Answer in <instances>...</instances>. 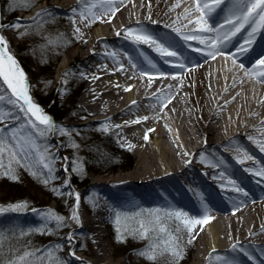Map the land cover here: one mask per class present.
I'll return each mask as SVG.
<instances>
[{
  "label": "bare ground",
  "instance_id": "6f19581e",
  "mask_svg": "<svg viewBox=\"0 0 264 264\" xmlns=\"http://www.w3.org/2000/svg\"><path fill=\"white\" fill-rule=\"evenodd\" d=\"M38 1H43L45 6L35 8L34 13L47 9L51 16L46 15L41 21L37 22L38 18L32 22L36 30L30 45L39 52L40 57H45V63L50 65L64 54L55 68L57 82H60V78L66 73L80 77L82 81L87 80L82 98L85 107L82 110L83 114L90 116L89 121H95L97 125L117 131L119 143L130 149L137 157L130 175L106 180V182L117 181L114 184L115 190L108 192L105 190L108 193L107 198L114 202L112 198L114 196L147 197L152 196L153 191L158 188L162 190L164 187L168 199L177 204L182 211L187 212L190 217H200L204 206L207 205L209 210L207 214L212 218L202 226L203 231H199L201 226H195L198 235L190 244H193L195 254L192 262L189 263L210 264L207 258L215 248L221 256L235 257L239 264H262L264 232L261 228L264 226V197L252 188L251 181L247 178L249 175H254L250 172L241 173L243 172L241 166L250 168L260 165L246 161L244 164L232 165L234 169L229 172L212 158L217 153L215 151L217 145H223L226 154L234 158H237V153L233 150L235 146L246 149L251 155L257 154L253 142L248 137L256 138L264 135V83L257 84L255 81L260 82L258 70L262 66L255 64V72L253 71L254 62L264 54L263 30L259 29L254 34V36L259 35V40L254 45H245L248 47L246 54L251 57L249 64L241 62L235 53H231L232 47L222 46L225 55H217L215 59L206 55L199 60L198 56L201 52L196 51L192 52L190 59L188 57L190 54L184 48L178 63L169 60L170 63H164V66L158 65L153 69L147 61L153 62L161 55L154 47L136 44L133 40L126 39L124 30L142 27L146 33L157 38L165 46L171 44L180 48L182 43L179 39L182 36L173 29L179 28L184 33L192 30L185 29L183 26L187 24V20H178V17H182L185 9L192 8L193 0H124L123 4H119V0H116L119 11L110 22L97 21V24L94 22L90 27H84L78 18L76 25L72 23V9L79 7L78 0H35L34 5L27 10L22 6H16L14 9L17 12L30 13L29 10ZM177 4L179 6L174 7ZM224 7L225 5H221V9ZM57 8L70 13H61ZM15 10L10 14H16ZM198 15L196 13L192 18ZM103 20L107 21L108 17H103ZM209 22L214 23L213 19ZM75 27H80L82 35L74 32ZM190 27L196 29L199 26ZM6 29L4 27L2 29L4 31H0V34L7 40L10 35ZM248 31L250 28L242 30L234 39L237 38V42L243 44L247 39ZM200 35L214 38L216 33ZM23 36L22 33L20 44L24 42V38H21ZM58 37L64 38L63 46L48 42L56 41ZM192 45L200 44L193 40ZM70 50L72 51L69 52ZM8 51L12 54L10 50ZM256 52L257 55H253ZM111 53L115 55H110ZM233 59L236 60L235 65L232 63ZM181 62L186 65L184 69L175 66ZM75 63L80 66L78 70L71 72V67ZM133 63L137 64L138 68H133ZM241 63L244 69L239 67ZM18 65L27 77L19 62ZM141 70L151 75V84L148 76L141 75ZM173 75L177 78L172 79ZM27 82L29 84L28 77ZM129 86L131 90L125 91L124 89ZM3 88H6V85L0 82V89ZM156 97H160L161 101L165 97H170V102L166 107H162ZM43 111L48 115L44 109ZM76 112L80 113L78 110ZM143 117L148 119H140L139 123H125ZM149 129L154 131H148ZM192 131L196 137H193ZM146 133L149 137L147 141L144 139ZM172 134H175V137ZM203 141L206 143L201 144ZM84 143L88 147L91 140H84ZM129 145L132 147L129 148ZM255 157H258L257 161L264 163L263 156L255 155ZM187 161L190 163H186ZM214 164H219V167L209 166ZM198 165L203 177L193 168ZM220 168H223L226 175L234 179L239 187H244L249 195L245 197L242 193L231 190L230 186L222 187L226 181L213 178L218 177ZM186 171L191 172L192 180L189 175L184 177L185 181L179 178V174ZM234 175L244 179L246 183L243 185ZM256 179L260 178L256 177ZM181 182L188 183L189 191ZM96 185L103 186V183ZM203 185L207 189L204 195L200 196L195 187ZM259 186L264 187L262 184ZM190 195L196 197V206L191 201ZM128 202L131 204L132 201ZM75 203L74 199L70 207V215ZM237 204H239L238 209ZM104 212L106 207L103 202H99L90 216L85 211L78 210L81 223L89 227L94 234L101 226ZM180 235L187 237L185 232ZM95 236L100 238L101 233ZM233 245H237L235 251ZM100 246L105 250L103 244ZM240 247L253 259L249 260L239 251ZM108 259L106 257L107 263ZM212 264H217L214 257Z\"/></svg>",
  "mask_w": 264,
  "mask_h": 264
},
{
  "label": "rangeland",
  "instance_id": "374dc122",
  "mask_svg": "<svg viewBox=\"0 0 264 264\" xmlns=\"http://www.w3.org/2000/svg\"><path fill=\"white\" fill-rule=\"evenodd\" d=\"M43 5L44 2H41L35 8H43L45 6ZM16 6L21 5L13 3V0H0V23L12 25L19 22L22 25L19 30L6 27L10 35L7 38L8 50L17 59L29 79L30 94L33 101L52 117L57 126L56 130L46 133L44 138L37 137V142L42 147L45 145L51 147L55 161L52 162V172L49 174L45 171V175L43 176L40 175V172L44 170L37 165L36 161L32 162V171L37 173L36 176L30 174L24 168L16 169L18 180H12L7 175H0V207L7 208L9 205L20 202H27L28 204L27 209L23 212L0 214V228L6 231L10 229L12 232L24 230L25 233L28 230H32L31 233L39 235L43 233L45 235L43 237L52 236V239L44 245L39 248L36 245L33 250L61 246L62 250H56L54 256L65 261L66 264H106V257L109 258L107 264H152V262L138 254L148 246L151 242L150 240L139 237L134 238L125 231L120 233L123 236V241L117 240L118 233L116 230L115 212L121 211L124 214L121 217L120 224L123 228L135 226V212H147L148 210L156 209L181 210V208L168 199L164 187H162V190L158 188L156 191H153L152 196L147 197L143 195L135 196L134 198L114 196L112 197L114 198V202L110 201V198H107V192L115 190L114 184L117 181L106 182V180L130 175L137 157L130 149L119 143L117 131L97 125L95 121L88 120L90 116L83 114L82 110L85 107L82 98L85 84L88 82L87 80L83 79L84 81H82L80 77L63 75L60 78V82H57L55 68L59 59L64 54L60 55L53 65L45 63V57H40L39 52L30 45L31 38L36 30L32 26L34 25V23L32 24L34 15H36L34 13L35 8L27 15L19 13L16 10L14 11L16 14H10ZM57 10L64 14L70 13L67 10H60L58 8ZM42 18H39L37 22L41 21ZM22 33L24 36L21 38H24V42L20 44ZM27 33L29 34L26 35ZM154 64L158 65V61H154ZM79 66L80 64L75 63L71 67V72L78 70ZM256 83L259 84L260 82ZM53 103L57 104L60 110L59 115H52L48 110L47 107ZM76 110L80 111V113L76 112ZM60 115L62 116L57 118ZM66 116L67 118H65ZM105 128L107 129L106 131L102 130ZM172 135L175 137V134ZM192 135L196 137L194 131H192ZM87 139L91 140L88 147L84 143V140L86 141ZM204 143L206 141H203L201 144ZM221 149L222 147L217 145L215 151L218 154L211 158L214 162L218 163L223 160L224 163L222 165L224 169L231 172L234 169L232 165L239 164L237 158L230 157V155L226 156L222 153ZM71 155L73 156L71 157ZM203 156L208 157L206 154H203ZM65 157L69 158L68 161L64 160ZM5 163L7 164V161ZM77 165H82L83 171L73 172L72 169ZM127 167L129 169H126ZM65 168H67V171H65ZM194 169L203 177L200 168ZM224 169L220 168L219 172L224 171ZM243 169L245 168L243 167ZM3 171V169H0V172ZM186 173L185 175L182 174V176L184 175L183 177L179 176L181 180L183 181L186 175H189L188 177L192 180L191 172L186 171ZM241 173L244 174V170ZM234 176L243 185L246 183L244 179L236 175ZM44 179H48L49 183L44 184ZM249 179H251L252 188L264 197V192L252 183V180L255 179L251 177ZM66 180L69 182L75 180L78 183H87L79 188L74 187L71 183L66 187ZM4 181L10 184L11 187H16L18 192L6 188ZM100 182L103 183V186L96 185V183ZM183 186L189 191L188 183L184 182ZM240 188L246 191L244 187L240 186ZM53 189L56 191H53ZM195 189L198 195L203 196L207 188L203 185L196 186ZM75 193H79L81 198L78 210L85 211L89 216L92 215L99 202L105 204L106 212L102 216L101 226L95 231V234L101 233L100 238L95 236L89 227H85L81 223V219L77 223L70 218L69 212L75 199ZM11 194L16 195L12 196ZM190 197L196 206V197L194 195H190ZM128 201H132L131 204ZM65 209L67 212L62 215L60 211ZM49 211L63 217V224L65 226L57 227L56 221L51 218L45 222L44 217ZM176 224H179L181 228L180 233L185 232L184 226L180 221H176ZM69 234H71V240L68 239ZM101 244L104 245L105 250L102 249ZM182 247L183 258L179 259L177 264H184L185 261H188L187 264H190L195 250L193 244H187L186 236L182 242ZM70 253H74V255H70ZM155 264H172V258L163 256Z\"/></svg>",
  "mask_w": 264,
  "mask_h": 264
},
{
  "label": "snow or ice",
  "instance_id": "6c2138e0",
  "mask_svg": "<svg viewBox=\"0 0 264 264\" xmlns=\"http://www.w3.org/2000/svg\"><path fill=\"white\" fill-rule=\"evenodd\" d=\"M124 0H119V4H123ZM13 3L23 6L26 10L34 5L35 0H13ZM78 8H73L72 23L76 25L77 18L80 23L84 24V27H90L92 23L110 22L111 18L115 16L116 12L119 11V7L116 4V0H78ZM221 5H225L221 9ZM179 4L174 7H178ZM221 9L225 12L222 23H210L212 14ZM15 10V9H13ZM198 13V16L192 17ZM51 16V13L47 9L41 10L36 13L33 18V22L36 19L44 16ZM107 16L108 20L104 21L103 17ZM150 18V17H149ZM187 20V24H184V28L187 29L190 26H199L195 31L188 32L185 34L179 28H174L178 35H181L185 42L187 41H198L199 44H205L206 39L208 41V51L205 53L208 57L215 59L217 55H225L222 51V46L227 47L226 42H230L232 37H235L238 33L246 28H250L248 31L247 39L240 45L239 51L247 52L248 47L245 45H251L254 34L259 29H264V0H193V6L191 9H185L182 17H178V20ZM157 23L156 21H152ZM175 23V22H174ZM39 25H37L38 27ZM4 27H11L19 30L22 25L17 22L12 25L5 26L0 23V31ZM125 38L133 40L136 44H147L154 47L155 50L161 55V57H172L179 58L183 55L182 52L174 45L165 46L157 38L146 33L143 28L138 29H125ZM74 32L81 34L80 27H75ZM201 33H216L215 37L208 36L207 38L202 37ZM120 33H117L119 35ZM51 43H56L61 46L64 45L65 41L63 37H58L56 41L49 40ZM86 43V41H84ZM8 43L6 38L0 34V82L6 85V88L0 89V175H7L12 180H18L16 175L17 168H24L29 171L30 174L36 176L37 173L32 171V162L36 161L37 165L44 171L40 172V175H45L52 172V162L55 161V156L51 152V147L48 145L41 146L37 142V137L44 138L45 134L56 130L57 126L51 116L44 114L42 108L36 105L30 94L29 84L27 77L23 70L19 67L18 62L12 54L9 53ZM196 52H202V49L197 47L193 49ZM110 55H115L111 53ZM229 58L231 55L229 54ZM146 59V58H145ZM147 63L154 69L156 65L148 60ZM165 63H170L169 60L165 59ZM232 63L235 65L236 60L233 59ZM255 64L261 65L260 69V82L264 83V54L261 55L254 62L253 71L255 72ZM181 69L185 68V63L181 62L175 65ZM123 70V65L120 66ZM133 68H138L137 64H132ZM241 69H244L243 63L239 65ZM248 73L246 72L245 75ZM67 75V73L65 74ZM141 75L149 77V84L152 82L151 75L141 70ZM163 75V73H161ZM98 79L99 77H94ZM175 75L172 79H176ZM66 83V81H65ZM119 87V85H117ZM130 91L131 86L124 89ZM7 93V95H6ZM160 101L162 107H166L167 103L170 102V97H165L164 100H160V97H156ZM135 103V101H133ZM140 119L147 120L148 117L138 118L137 120L127 123H139ZM119 127V126H117ZM102 130H107L102 129ZM255 130V129H254ZM148 131H154L149 129ZM63 134V133H62ZM147 133L144 136L145 141L148 140ZM248 139L252 141L256 147H258L261 153H264V135L260 137H251ZM132 145H129L131 148ZM237 153V162L244 164L246 161H253L254 164H259V167L245 168L246 172L252 173L254 176L259 177L256 182L257 184L264 183V163L259 162L256 158L251 155L246 149L235 146L233 149ZM69 158L65 157L64 160L68 161ZM7 161V164L5 163ZM203 162V161H201ZM190 163V161L186 162ZM224 163L223 160L219 162ZM210 167H219V164L209 165ZM67 171V168H65ZM73 172L83 171L82 165H77L72 169ZM225 180L226 184L222 187H231V190L242 193L245 197L249 195L247 191L240 188L234 179H231L226 175L224 171L218 173V177ZM44 184H48L49 180L44 179ZM69 181H65V186L69 185ZM53 191H56L53 189ZM80 194L75 193V205L71 211L70 218L79 223L80 217L78 209L80 207ZM255 202V201H253ZM27 202H20L13 205H9L7 208L0 207V214L6 212L20 213L27 209ZM239 208V204L236 205ZM35 211V209H33ZM208 207L204 206L203 212L200 217H190L189 214L182 210H148L147 212H135V226L134 227H121V217L124 215L121 211L115 212V223L117 225V240L122 242L123 236L120 235L122 231L128 232L134 238L139 237L141 239H148L151 242L148 246L138 253L143 256L146 260L155 264V262L163 257L169 256L172 258V264H177L179 259L183 258V247L182 242L184 237L179 235L181 228L176 221H180L184 226V231L187 235V244L193 243L196 239L198 232L195 226H201L199 231H203V225L207 224L212 217L208 215ZM51 218L56 221L57 227L65 226L63 224V217L58 216L49 211L44 217L45 222ZM127 218V217H125ZM32 230H28L27 233L21 230L20 235L31 234ZM261 231L264 232V226ZM195 233V234H194ZM43 234V233H41ZM11 239H15V235L11 230L6 231L0 228V264H66L65 261L56 258L54 252L56 250H62L61 246H55L54 248L45 249H34L24 250L14 249L11 247ZM71 240V234L68 237ZM7 245V248H6ZM237 249V245H233V251ZM239 251L243 252L249 260L253 257L240 247ZM47 254V255H45ZM74 255V253H70ZM213 257L217 264H239V261L235 257L221 256L213 248L209 257L207 258L212 264ZM264 264V262H262Z\"/></svg>",
  "mask_w": 264,
  "mask_h": 264
},
{
  "label": "trees",
  "instance_id": "16d2710c",
  "mask_svg": "<svg viewBox=\"0 0 264 264\" xmlns=\"http://www.w3.org/2000/svg\"><path fill=\"white\" fill-rule=\"evenodd\" d=\"M48 110L50 111V113H52V115H59L60 114V110L58 109V106L56 103H53L52 105H49V107H47ZM62 115L60 116H57L58 117H61ZM126 169H129V167H127ZM125 169V170H126ZM1 178V176H0ZM74 187H82L84 186L87 182H84V183H78L76 182L75 180H71L70 182ZM4 184H5V187L6 188H9V189H13V191L15 190L16 192H18V190L16 189V187L12 186L8 183H6L4 181ZM12 196L16 195V194H11ZM67 212V210H61L60 213L62 215H64L65 213ZM10 230V229H9ZM8 231V230H7ZM14 235H15V239H11V247L14 248V249H19V250H24L25 248L27 249H30V250H33V248L37 245V247H41L42 245H44L47 241H49L50 239H52V236H46V237H43L45 235L41 234H35V233H31V234H26V235H23L21 236L20 233H21V230L20 231H14L13 232ZM6 248H7V245H6ZM188 261H185V264L187 263Z\"/></svg>",
  "mask_w": 264,
  "mask_h": 264
}]
</instances>
